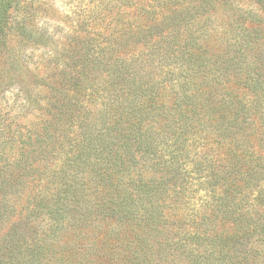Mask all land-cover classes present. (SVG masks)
<instances>
[{"label":"trees","instance_id":"obj_1","mask_svg":"<svg viewBox=\"0 0 264 264\" xmlns=\"http://www.w3.org/2000/svg\"><path fill=\"white\" fill-rule=\"evenodd\" d=\"M262 4L133 0L37 62L0 264H264Z\"/></svg>","mask_w":264,"mask_h":264},{"label":"rangeland","instance_id":"obj_2","mask_svg":"<svg viewBox=\"0 0 264 264\" xmlns=\"http://www.w3.org/2000/svg\"><path fill=\"white\" fill-rule=\"evenodd\" d=\"M132 1L14 0L12 25H0V170L12 165L37 122L42 103L33 82L36 63L60 57L68 32L130 22ZM260 10L263 26L264 4Z\"/></svg>","mask_w":264,"mask_h":264}]
</instances>
